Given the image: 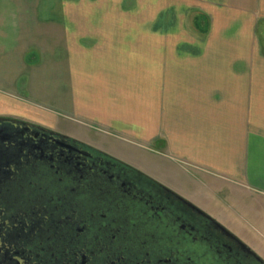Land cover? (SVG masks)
<instances>
[{"label":"crops","instance_id":"0c3cea01","mask_svg":"<svg viewBox=\"0 0 264 264\" xmlns=\"http://www.w3.org/2000/svg\"><path fill=\"white\" fill-rule=\"evenodd\" d=\"M0 117L234 181L264 233V0H0Z\"/></svg>","mask_w":264,"mask_h":264},{"label":"flooded vegetation","instance_id":"af4514ba","mask_svg":"<svg viewBox=\"0 0 264 264\" xmlns=\"http://www.w3.org/2000/svg\"><path fill=\"white\" fill-rule=\"evenodd\" d=\"M188 202L85 143L0 117V264H264Z\"/></svg>","mask_w":264,"mask_h":264},{"label":"rangeland","instance_id":"374dc122","mask_svg":"<svg viewBox=\"0 0 264 264\" xmlns=\"http://www.w3.org/2000/svg\"><path fill=\"white\" fill-rule=\"evenodd\" d=\"M136 11L134 12L135 15L142 14L141 9H137ZM82 139L87 142L86 145L124 165L140 171L138 168L128 164L126 160H122L120 158L122 156L118 158L117 154L112 153L116 152L111 149L114 145L111 146L110 142L102 143L101 137L94 134H86V137ZM99 148L103 150L101 151ZM110 150L112 154L109 153ZM178 171L180 176H169L166 178L170 186L166 182L163 183L142 171L140 172L220 221L264 260V233L260 232L258 226L254 224V219H256L255 212L259 208H262L258 197L256 198L257 195L245 190L241 185H237L236 182L222 177L211 178L205 173L196 175L191 173L193 174L191 176L184 172V170L179 169ZM189 172L191 171L189 170ZM211 179H214V181Z\"/></svg>","mask_w":264,"mask_h":264},{"label":"water","instance_id":"95a60500","mask_svg":"<svg viewBox=\"0 0 264 264\" xmlns=\"http://www.w3.org/2000/svg\"><path fill=\"white\" fill-rule=\"evenodd\" d=\"M189 203V202H188ZM191 206H192V208H194V209H196L197 211H199V212H202L198 207H196L195 205H193V204H191V203H189ZM242 244V246H244V247H246V249L250 252V253H252V254H254V255H256V253L255 252H253L249 247H247L245 244H243V243H241ZM257 256V255H256Z\"/></svg>","mask_w":264,"mask_h":264}]
</instances>
